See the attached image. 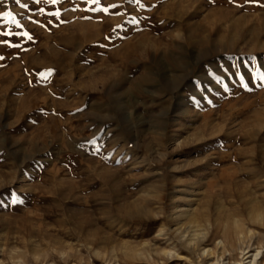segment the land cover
Wrapping results in <instances>:
<instances>
[{
  "label": "rangeland",
  "instance_id": "1",
  "mask_svg": "<svg viewBox=\"0 0 264 264\" xmlns=\"http://www.w3.org/2000/svg\"><path fill=\"white\" fill-rule=\"evenodd\" d=\"M2 40L0 264H264V0H0Z\"/></svg>",
  "mask_w": 264,
  "mask_h": 264
},
{
  "label": "bare ground",
  "instance_id": "2",
  "mask_svg": "<svg viewBox=\"0 0 264 264\" xmlns=\"http://www.w3.org/2000/svg\"><path fill=\"white\" fill-rule=\"evenodd\" d=\"M248 205V217H249V220L253 223H257L259 224L260 226H263L264 227V207L262 205H259V204H252V203H247ZM233 228V227H232ZM237 230V229H236ZM235 230V234H239L241 233L242 231H236ZM229 231V230H228ZM262 249L263 247H257L256 249V254H254V258L257 257V255L259 256L260 253H262ZM248 253H246L247 255ZM208 255V253H207ZM252 257V256H251ZM236 261V260H235ZM249 263H252L254 264L255 262L254 261H250ZM238 264H241V262H239Z\"/></svg>",
  "mask_w": 264,
  "mask_h": 264
},
{
  "label": "snow or ice",
  "instance_id": "3",
  "mask_svg": "<svg viewBox=\"0 0 264 264\" xmlns=\"http://www.w3.org/2000/svg\"><path fill=\"white\" fill-rule=\"evenodd\" d=\"M36 2L37 3H40L41 2V0H36ZM52 2L53 3H56L57 2V0H52ZM93 2L95 3V2H98V0H93ZM249 2H253V0H249ZM16 3L17 4H19L20 3V0H16ZM22 7H27V5L26 4H24V5H21ZM41 11H43V9H41ZM2 15H4V16H9V15H11L10 13H3ZM3 35H8V33H4ZM24 35H28L27 33H24ZM28 38L29 39H32V37L29 35L28 36ZM0 43H4V44H8V41H6V40H2V41H0ZM11 46H15V45H11ZM262 81H264V76H261V78H260ZM244 87H247V85H243ZM258 87H264V84H261V85H258Z\"/></svg>",
  "mask_w": 264,
  "mask_h": 264
}]
</instances>
